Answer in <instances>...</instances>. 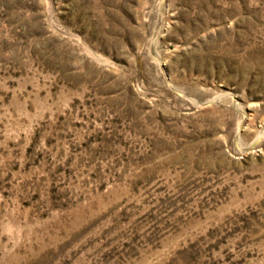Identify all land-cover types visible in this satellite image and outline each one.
Returning a JSON list of instances; mask_svg holds the SVG:
<instances>
[{
	"label": "rangeland",
	"instance_id": "374dc122",
	"mask_svg": "<svg viewBox=\"0 0 264 264\" xmlns=\"http://www.w3.org/2000/svg\"><path fill=\"white\" fill-rule=\"evenodd\" d=\"M0 264H264V0H0Z\"/></svg>",
	"mask_w": 264,
	"mask_h": 264
}]
</instances>
